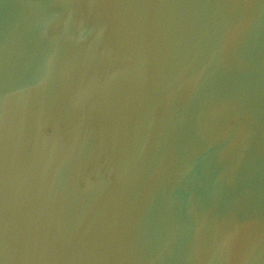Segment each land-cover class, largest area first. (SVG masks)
<instances>
[{
  "label": "clouds",
  "instance_id": "9594fccd",
  "mask_svg": "<svg viewBox=\"0 0 264 264\" xmlns=\"http://www.w3.org/2000/svg\"><path fill=\"white\" fill-rule=\"evenodd\" d=\"M0 32V264H264V0H27Z\"/></svg>",
  "mask_w": 264,
  "mask_h": 264
},
{
  "label": "water",
  "instance_id": "95a60500",
  "mask_svg": "<svg viewBox=\"0 0 264 264\" xmlns=\"http://www.w3.org/2000/svg\"><path fill=\"white\" fill-rule=\"evenodd\" d=\"M27 2V0H0V29H2L3 23L7 18L8 10L19 6L21 3ZM259 4V0H257ZM3 35L0 32V41H2Z\"/></svg>",
  "mask_w": 264,
  "mask_h": 264
}]
</instances>
